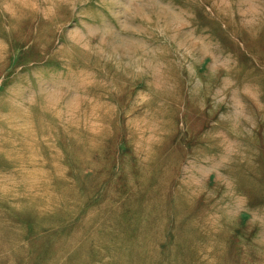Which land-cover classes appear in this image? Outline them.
Segmentation results:
<instances>
[{
	"label": "rangeland",
	"instance_id": "rangeland-1",
	"mask_svg": "<svg viewBox=\"0 0 264 264\" xmlns=\"http://www.w3.org/2000/svg\"><path fill=\"white\" fill-rule=\"evenodd\" d=\"M0 264H264V0H0Z\"/></svg>",
	"mask_w": 264,
	"mask_h": 264
}]
</instances>
